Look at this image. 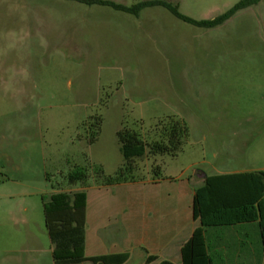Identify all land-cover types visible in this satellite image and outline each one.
<instances>
[{
	"label": "rangeland",
	"instance_id": "374dc122",
	"mask_svg": "<svg viewBox=\"0 0 264 264\" xmlns=\"http://www.w3.org/2000/svg\"><path fill=\"white\" fill-rule=\"evenodd\" d=\"M240 1L170 3L200 22ZM171 119L189 130L183 150L137 160L135 179L157 174V164L165 176L190 164L187 176L264 169V0L210 29L162 7L136 17L75 1L0 0V264H54L42 197L69 190L75 167L113 176L124 163L120 130L159 141Z\"/></svg>",
	"mask_w": 264,
	"mask_h": 264
},
{
	"label": "trees",
	"instance_id": "16d2710c",
	"mask_svg": "<svg viewBox=\"0 0 264 264\" xmlns=\"http://www.w3.org/2000/svg\"><path fill=\"white\" fill-rule=\"evenodd\" d=\"M88 6L109 7L119 12L138 17L148 8L162 7L177 19L199 28H215L233 17L237 12L258 4L261 0H242L222 16L210 21H194L179 13L178 6L171 0H146L130 8L102 0H67ZM100 116L89 124L92 130L89 144L95 142L102 125ZM189 130L181 120H169L164 124L159 141L148 142L136 131L129 129L117 133L120 151L124 159L113 176H107L102 168L75 167L64 177L65 186L61 191L52 187L49 196H43L45 225L52 245L54 264H82L86 261L95 264H124L128 253L87 257L85 255V225L87 194L82 189L89 186L92 179L107 186L118 185L134 180L137 160L148 157L175 158L183 150ZM159 170L160 168H155ZM156 176L158 174H155ZM48 180L50 178L47 177ZM79 189V190H77ZM193 219L200 221L191 237L181 247V264H213L208 253L206 228L233 225L245 222H258L264 254V172H245L207 176L203 186L196 188L193 198ZM157 260L149 256L147 261ZM159 264H174L162 260Z\"/></svg>",
	"mask_w": 264,
	"mask_h": 264
},
{
	"label": "crops",
	"instance_id": "0c3cea01",
	"mask_svg": "<svg viewBox=\"0 0 264 264\" xmlns=\"http://www.w3.org/2000/svg\"><path fill=\"white\" fill-rule=\"evenodd\" d=\"M194 166L175 175L158 171L157 176L112 186L98 182L82 189L87 194L85 255L128 253L124 264H159L162 260L181 264V247L200 226L193 219V198L206 178L200 172L187 176L186 170ZM259 171L264 169L218 175ZM205 236L213 264L264 262L258 222L207 227ZM149 256L157 260L148 262Z\"/></svg>",
	"mask_w": 264,
	"mask_h": 264
},
{
	"label": "water",
	"instance_id": "95a60500",
	"mask_svg": "<svg viewBox=\"0 0 264 264\" xmlns=\"http://www.w3.org/2000/svg\"><path fill=\"white\" fill-rule=\"evenodd\" d=\"M202 177L206 178V175H205V174H203V175H202Z\"/></svg>",
	"mask_w": 264,
	"mask_h": 264
}]
</instances>
